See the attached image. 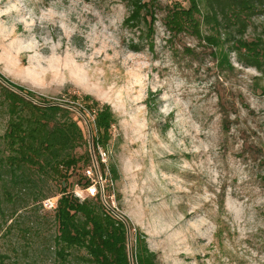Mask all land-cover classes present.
<instances>
[{
	"label": "rangeland",
	"instance_id": "1",
	"mask_svg": "<svg viewBox=\"0 0 264 264\" xmlns=\"http://www.w3.org/2000/svg\"><path fill=\"white\" fill-rule=\"evenodd\" d=\"M146 1L0 0V73L80 109L89 145L95 114L72 97L109 106L110 203L160 264H264V71L234 45L264 44V13L243 39L237 26L202 25L196 35L169 25L171 9L189 0ZM6 125L0 112V135ZM20 214L17 227L43 234L28 233L25 245L4 224L0 264H55L44 236L52 219L41 210L38 226L29 209Z\"/></svg>",
	"mask_w": 264,
	"mask_h": 264
},
{
	"label": "trees",
	"instance_id": "2",
	"mask_svg": "<svg viewBox=\"0 0 264 264\" xmlns=\"http://www.w3.org/2000/svg\"><path fill=\"white\" fill-rule=\"evenodd\" d=\"M189 2L188 8L171 9L169 25L173 32L191 31L199 35L202 25L215 32L237 26L239 38L243 39L253 17L264 13V0ZM150 16L152 13L147 14L146 20ZM209 41L219 45L215 35ZM234 45L241 55L249 56L255 67L264 71V44L258 40H238ZM72 101H83V108L95 114L93 124L89 122L92 145L81 117H77V113L83 115L80 109L38 98L0 73V112L7 118L5 132L0 135V229L11 222L6 235L18 231L25 245H31L27 234L35 230L41 235L43 230L29 226L25 231L16 226L15 219L21 211L29 209L40 218L31 224L39 226V213L43 210V222L53 221V234L44 232V236L48 251H54L55 264H160L142 232L110 209L100 196L84 201L74 197L71 189L75 185L83 189L90 185L83 175L92 162L90 148L93 153L96 148L106 149L115 122L109 106L97 101L90 104V96L75 95ZM110 168L113 181L117 180L116 168L112 165ZM49 183L59 197L53 212L45 211L42 205L50 196L55 197L44 191Z\"/></svg>",
	"mask_w": 264,
	"mask_h": 264
},
{
	"label": "built area",
	"instance_id": "3",
	"mask_svg": "<svg viewBox=\"0 0 264 264\" xmlns=\"http://www.w3.org/2000/svg\"><path fill=\"white\" fill-rule=\"evenodd\" d=\"M88 126L91 131L89 123ZM106 155V151L99 149L97 157L94 155L91 164L83 170V175L90 181V185L84 189L82 186L75 185L72 192L74 197L80 201L100 196L103 203L115 211V208L110 203L115 194L114 190H112L113 179L110 165L106 162ZM58 199L59 197L56 196L46 199L42 204L43 209L48 212L55 211L58 206Z\"/></svg>",
	"mask_w": 264,
	"mask_h": 264
}]
</instances>
